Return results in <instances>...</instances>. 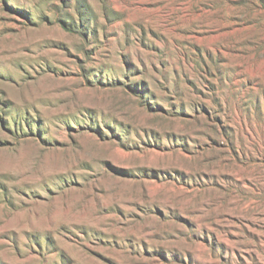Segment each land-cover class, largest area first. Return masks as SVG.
I'll return each mask as SVG.
<instances>
[{"label":"rangeland","instance_id":"374dc122","mask_svg":"<svg viewBox=\"0 0 264 264\" xmlns=\"http://www.w3.org/2000/svg\"><path fill=\"white\" fill-rule=\"evenodd\" d=\"M0 264H264V0H0Z\"/></svg>","mask_w":264,"mask_h":264}]
</instances>
